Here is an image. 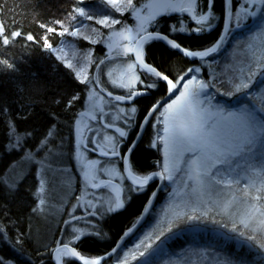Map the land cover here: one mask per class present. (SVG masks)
<instances>
[{"label": "snow or ice", "instance_id": "1", "mask_svg": "<svg viewBox=\"0 0 264 264\" xmlns=\"http://www.w3.org/2000/svg\"><path fill=\"white\" fill-rule=\"evenodd\" d=\"M174 15L175 22L169 23ZM129 16L133 26L126 23ZM249 21V39L264 38V0H99L95 10L87 0H75L66 19L52 22L58 28L39 24L46 33L39 39L31 33H9L0 24V44L42 40V50L62 64L75 83L53 100L58 110L47 113L39 135L22 127L32 112H23L17 120L0 105L6 129L0 150L19 153L15 163L26 170L21 181L30 174L37 181L38 203L31 215L45 212L44 194L55 189L64 226L59 238L41 244L30 229L13 232L16 222L0 221V264H158L169 240L182 232H199L209 218L218 226L216 246L221 249L210 254L209 264H264V80L254 86L264 77V48L258 55L250 43L251 57L231 65L230 71L216 73L209 60L234 29ZM184 33L194 40L212 33L216 38L193 47L179 42ZM47 34L73 39L61 40L63 46L57 48ZM79 41L104 44L108 53L95 57L91 47H77ZM161 44L171 55L179 54L167 67L151 58ZM65 47L72 49L73 59ZM181 59L187 63L177 70ZM117 62L123 71L113 78V71L104 69ZM0 65L16 70L7 59ZM109 84L120 94L109 90ZM84 92L90 105L77 118L75 109L83 106ZM61 113L73 115L62 120ZM62 124L72 129L71 148L60 135ZM142 145L157 155L150 164L138 159ZM69 159L79 173V189L72 166L65 164ZM0 187L9 195L18 191V183L9 182L3 172ZM161 193L166 195L163 215L157 214L156 226L143 238L136 237L132 247L126 238L135 223L110 250L84 254L90 242L111 239L109 221L132 205L143 209L141 218L152 215ZM229 244L236 253L223 251Z\"/></svg>", "mask_w": 264, "mask_h": 264}, {"label": "trees", "instance_id": "2", "mask_svg": "<svg viewBox=\"0 0 264 264\" xmlns=\"http://www.w3.org/2000/svg\"><path fill=\"white\" fill-rule=\"evenodd\" d=\"M87 5L90 9L95 10L99 7V0H87ZM73 6H75V0H0V24H4L9 33L11 31H21L25 36L31 33L39 39L46 34L45 30L39 27L40 23L58 28L52 22L58 18L66 19L67 13ZM127 21L131 22L130 16ZM168 21L169 23L175 22V15L168 18ZM220 29H222V25L218 26L217 31ZM251 29H253L251 21L247 22L245 27L241 29H234L228 36L227 43L220 53L209 58L210 62L213 59L217 64L216 73L230 71L231 65L240 63V54L244 46L242 42H245L248 35L253 33L250 31ZM47 35L50 37V42L57 48L61 46V40L73 39L61 38L52 34ZM178 38L179 42L185 45L198 47L200 44L213 41L216 38V34H209L205 40L190 39L187 33L179 34ZM237 42L239 45L235 47ZM40 44H42V40ZM40 44H33L26 41V39H20L10 46L0 44V60L7 59L15 65L16 69L15 71H9L3 65H0V105H6L7 109L11 111L17 120L20 119L23 112H32L33 117L27 123H23L22 127H28L38 135L44 130L43 125L47 121V113L58 110L53 100L75 87L68 70L56 61L53 56L44 52ZM77 47L85 49L91 47L94 50V56L104 55V46L101 44L89 45L86 41H79ZM178 56L179 54L171 55L162 44L154 48L151 53L152 61L164 67H167L170 61L176 60ZM186 63L185 60H179L177 70ZM261 80H264V77H259L254 86L259 87ZM36 89L41 90L39 94H37ZM113 93L120 94V91L115 90ZM217 99L222 101L225 98L218 96ZM83 107L84 104L83 106L78 104L75 113L78 114ZM72 115L73 113H61V119L70 120ZM59 132L68 141L72 137V129L67 124H62ZM144 139L147 140V134ZM5 141L6 129L3 120L0 119V145H3ZM33 143L35 142L33 141ZM18 155L19 153L8 155L0 150V172L5 173L8 169L7 166L15 162ZM156 158L157 155L154 151L149 153L143 145L141 146L138 159L142 164H150ZM35 185L36 179L34 175L30 174L27 175L26 179L20 181L15 195H9L3 187H0V221L4 223L9 221L16 222L17 227L13 229V232L20 229L27 232L30 229L33 236H36V232H33L35 218L30 213L31 208L36 204L32 193ZM163 194L161 193L156 201V207L165 199L166 196ZM141 211V207L132 205L128 212L118 215L115 219L109 221L107 230L111 239L90 242L84 246V254L95 255L110 250L123 232L136 222ZM154 220L155 215H147L142 226L129 238H126L127 245L136 234L142 233L144 228L149 226ZM217 230V227L206 221L199 232H182L174 239L169 240L164 245V252L159 254L158 257L177 255L178 252L184 251L186 248H189L190 251L196 250L197 254L210 255L214 252H219L221 249L216 246ZM205 249L208 250L207 253H205ZM30 251H33L35 257L34 250L30 249ZM223 251L228 254H234L236 253L235 245L229 244ZM44 264H54V262L45 260Z\"/></svg>", "mask_w": 264, "mask_h": 264}, {"label": "rangeland", "instance_id": "3", "mask_svg": "<svg viewBox=\"0 0 264 264\" xmlns=\"http://www.w3.org/2000/svg\"><path fill=\"white\" fill-rule=\"evenodd\" d=\"M126 23L129 24V26H133L134 25V20L131 17V22L126 21ZM174 23V22H173ZM253 35V33L249 34L247 39L245 40V42H242L244 44L243 46V50L241 51L240 54V62L245 60L246 58H250L251 57V51H249L248 45L251 43L255 50L257 51V54H261V49L264 48V44L261 43L262 39L264 38H260L258 37L256 40H250L249 38ZM104 46V55H96L95 57H99V58H103L105 56V54L108 53V49L104 44H101ZM239 43L237 42V44L235 45L238 46ZM63 45H61L60 47H62ZM59 47V48H60ZM65 52L68 54V58L69 59H73V54H72V49H69L67 47H65ZM211 63L213 64V68L215 69L216 72V62L215 60L211 59ZM113 71V78H116L119 76L120 72L123 71V67L119 64V62L115 63V64H110L107 68L104 69L105 73L107 71ZM206 73L208 71H210L209 69H205ZM89 74L92 76H95L96 73L94 71V69L90 68L89 69ZM104 79H107V76L105 75ZM258 80V79H257ZM109 90L112 91H121L119 89L116 88H112L111 85H108ZM90 105V101H88L87 99V93L85 92V101H84V107L83 109L79 112H87L88 108ZM78 113V114H79ZM77 114V118H79ZM86 121V118L81 119V126L83 125V123ZM72 146V137L71 139L68 141V147L71 148ZM95 154H89L90 158L92 156H94ZM66 165H70L72 166V175L75 177L74 179V184L76 186L77 189H79V182H80V176L79 173L76 171V165L74 163L73 160H66L65 161ZM11 167H8V169L6 170V172L4 173L6 178L9 180V182H17L18 184L20 183V177L22 175H25V171H21L20 169V165L13 162L11 164ZM38 185H37V181H36V185L33 189V197L35 198V202L34 203H38V200L36 199V196L34 195V191L37 189ZM79 194V193H77ZM164 195V194H163ZM166 196V195H165ZM44 198L46 200V205H45V212L41 215L38 216H33L35 218V228L33 229V232H36V236H34V238H36L37 240H39V242L41 244H51L53 242V240L59 238V235L61 233V230L63 229V225L60 223L61 221V207L62 205L60 204V196L56 195V190L53 189L52 191H46V193L44 194ZM166 206V197L164 200H162V202H160V204L155 208L153 211H155L153 213V215H155V220L154 222H152L149 226H147L146 228H144L142 233L136 234V236L134 238H132V241L129 242V244L127 245L128 247H132L133 241L136 240V237H140L143 238V236L150 232L152 230L153 227L156 226L157 224V220L159 219V216L163 215L162 212V208H164ZM31 213V211H30ZM141 214V213H140ZM159 214V216L157 215ZM147 218V217H146ZM145 218V219H146ZM139 219V217L136 219V221ZM144 219V222H145ZM209 218V222H210ZM215 219L217 220H221L223 219V217L221 216H216ZM211 223V222H210ZM205 223L200 225V228L203 227ZM214 225V227H217V225ZM56 235V236H55ZM138 242V241H137ZM159 243V242H157ZM158 264H209V260H210V255H206V254H197L196 250L190 251L189 248H186V250L178 252L177 255H169V256H161L158 257Z\"/></svg>", "mask_w": 264, "mask_h": 264}, {"label": "water", "instance_id": "4", "mask_svg": "<svg viewBox=\"0 0 264 264\" xmlns=\"http://www.w3.org/2000/svg\"><path fill=\"white\" fill-rule=\"evenodd\" d=\"M244 27H245V26H244ZM242 28H243V27H242ZM240 29H241V28H240ZM142 211H143V209H142ZM142 211H141V213H142ZM144 219H145V218H141V214H140V215H139V219H138L140 222H139V223H137V221L135 222V224H136V228L133 229V233H134L136 230H138V229L142 226V224H143V222H144ZM132 226H133V225H132ZM132 226H131V227H132ZM126 231H127V230H126ZM122 235H123V234H122ZM122 235H121V236H122ZM119 239H120V237H119ZM119 239H118L117 241H119ZM117 241H116V242H117Z\"/></svg>", "mask_w": 264, "mask_h": 264}]
</instances>
